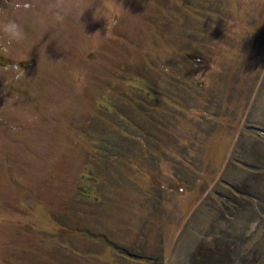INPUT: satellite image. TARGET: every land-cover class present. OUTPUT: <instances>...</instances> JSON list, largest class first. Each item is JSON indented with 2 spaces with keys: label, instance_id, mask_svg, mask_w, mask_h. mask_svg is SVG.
<instances>
[{
  "label": "rangeland",
  "instance_id": "rangeland-1",
  "mask_svg": "<svg viewBox=\"0 0 264 264\" xmlns=\"http://www.w3.org/2000/svg\"><path fill=\"white\" fill-rule=\"evenodd\" d=\"M262 261L264 0H0V264Z\"/></svg>",
  "mask_w": 264,
  "mask_h": 264
},
{
  "label": "clouds",
  "instance_id": "clouds-1",
  "mask_svg": "<svg viewBox=\"0 0 264 264\" xmlns=\"http://www.w3.org/2000/svg\"><path fill=\"white\" fill-rule=\"evenodd\" d=\"M14 7L18 9L21 7V4H16ZM97 14L100 16L103 15L102 11H98ZM57 19H60V17H57ZM2 30L5 34V37L9 41L20 42L24 39V30L22 26L16 22L15 19H8L2 25Z\"/></svg>",
  "mask_w": 264,
  "mask_h": 264
},
{
  "label": "trees",
  "instance_id": "trees-1",
  "mask_svg": "<svg viewBox=\"0 0 264 264\" xmlns=\"http://www.w3.org/2000/svg\"><path fill=\"white\" fill-rule=\"evenodd\" d=\"M212 254H213V252H212ZM212 254H211V255H212ZM151 264H152V263H151ZM261 264H264V262L262 261V263H261Z\"/></svg>",
  "mask_w": 264,
  "mask_h": 264
}]
</instances>
